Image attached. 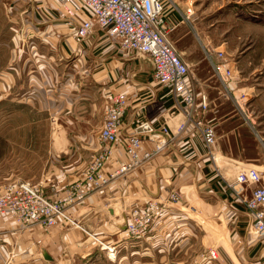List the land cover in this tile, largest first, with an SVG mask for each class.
Wrapping results in <instances>:
<instances>
[{"label": "crops", "instance_id": "crops-1", "mask_svg": "<svg viewBox=\"0 0 264 264\" xmlns=\"http://www.w3.org/2000/svg\"><path fill=\"white\" fill-rule=\"evenodd\" d=\"M59 4L0 0V188L10 181H31L41 182L51 197L66 193L104 146L105 107L121 92L129 102L106 170L113 168L115 157H125L123 143L140 121L167 125L172 139L142 167L103 189L80 190L66 207L75 223L60 219L52 227H21L0 216V264H264V239L251 235V213L242 202L254 187L236 180L244 168L256 167L264 175V136L250 129L246 118L252 115L235 109L221 84L215 96L207 75L198 77L196 84L209 99L203 120L216 130L209 154L192 123L177 133L185 118L183 103L153 79L152 58L120 49L97 26L78 38L86 15L70 18ZM238 50V71L263 68L264 61L257 59L264 45ZM238 75L233 82L242 85ZM256 128L264 129L262 123ZM40 150L45 151L42 158ZM174 190L182 193L180 200L163 202L145 234L127 237L132 209L144 207L151 197L166 200ZM102 242L115 245V258ZM215 245L219 257L205 263Z\"/></svg>", "mask_w": 264, "mask_h": 264}, {"label": "built area", "instance_id": "built-area-1", "mask_svg": "<svg viewBox=\"0 0 264 264\" xmlns=\"http://www.w3.org/2000/svg\"><path fill=\"white\" fill-rule=\"evenodd\" d=\"M61 11L70 18L78 12L86 16L81 21L76 35L80 39L88 37L97 26L114 39L119 48L132 51L140 56H149L154 63L153 79L170 91L183 103L184 120L178 125L177 133L184 132L192 123L199 132L209 154L216 144L214 125L206 124L203 113L209 109V99L205 92L198 89L189 63L178 53L170 39V33L182 22L194 14L193 2H187L182 11V0H58ZM41 10V7H38ZM44 12V11H42ZM220 77L222 94L226 98L234 97L241 107L240 99L233 94L231 81H235L236 70L223 50H218L219 62L211 60ZM210 55V56H209ZM243 100V99H242ZM129 98L125 92L110 98L104 111V123L100 138L104 142L102 149L83 171L82 179L70 185L67 192L55 197L49 196L41 182L10 181L0 188V216L12 219L21 227L34 223L55 226L60 219L75 223L66 207L80 195V190L103 189L109 183L142 167L157 152L162 151L172 138H167L170 129L167 125H153L150 121H140L127 136L123 145L125 157L113 159L110 170L105 167L112 159V147L119 142L123 116L128 107ZM241 111V110H240ZM243 112V111H241ZM153 143L144 148V142ZM238 183L253 185L249 196L242 199L251 213L250 233L253 237L264 239V175L256 168L241 169L236 177ZM182 197L180 190H174L166 200L151 197L144 207H135L128 216L125 226L127 237H138L152 226L164 203H177ZM164 202V203H163ZM108 256L116 257L115 245L102 242ZM219 257V246L211 247L205 254L207 263Z\"/></svg>", "mask_w": 264, "mask_h": 264}, {"label": "rangeland", "instance_id": "rangeland-1", "mask_svg": "<svg viewBox=\"0 0 264 264\" xmlns=\"http://www.w3.org/2000/svg\"><path fill=\"white\" fill-rule=\"evenodd\" d=\"M186 1L182 0V11H185ZM191 1L193 2L194 14L170 33V39L182 57L184 53L192 59L191 63H188L192 76L198 83V77L207 75L208 82L214 87L215 96L218 95L216 87L220 86L221 80L208 58L206 49L212 55L211 60L216 63L221 60L217 55V51L224 49L227 60L233 62V65L230 66L236 70L237 75L239 74L241 78L242 85H240V82L237 85L233 82L234 80L231 81V83L233 82L231 84L233 95L239 97L242 93L246 94L244 98L242 97L243 100L240 99L241 107L236 104L233 96L229 100L233 101L232 104L235 109L252 115L250 118H246L250 129L255 131L257 137L259 135L264 136V129L256 128L258 123H262L264 128V113L258 116L252 114V111H264V64H262L263 68L252 71L251 74H248V71L244 69L240 68L241 70L238 71L236 68V63L240 57L239 50L236 51V46L242 49V47L250 45L255 47L264 45V33L259 32L260 30L264 31L263 0H188L187 2ZM257 6L261 8L258 11V15L261 13L260 17L255 15L257 14ZM243 33L246 36H242ZM261 56L262 59H257L258 62L264 61V54ZM195 60L198 62H195ZM244 74L246 78L243 77ZM220 89L222 90V87ZM251 120L254 123L253 126ZM37 152L40 158L45 154V151L42 150ZM41 163L42 161L37 167L40 174L43 170Z\"/></svg>", "mask_w": 264, "mask_h": 264}]
</instances>
